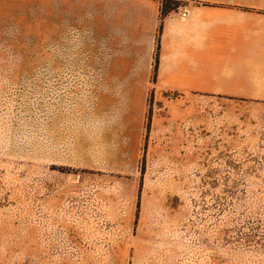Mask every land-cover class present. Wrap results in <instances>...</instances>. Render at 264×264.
Wrapping results in <instances>:
<instances>
[{"label":"rangeland","instance_id":"rangeland-1","mask_svg":"<svg viewBox=\"0 0 264 264\" xmlns=\"http://www.w3.org/2000/svg\"><path fill=\"white\" fill-rule=\"evenodd\" d=\"M18 8L0 6V264H264V98L35 80L45 19ZM248 225L258 242L233 238Z\"/></svg>","mask_w":264,"mask_h":264},{"label":"crops","instance_id":"crops-1","mask_svg":"<svg viewBox=\"0 0 264 264\" xmlns=\"http://www.w3.org/2000/svg\"><path fill=\"white\" fill-rule=\"evenodd\" d=\"M12 1L20 16L45 19V55L33 63L43 73L34 74L35 80L137 82L147 90L158 0ZM185 1L162 22L155 92L264 98V0ZM81 48L91 49L90 60L63 54Z\"/></svg>","mask_w":264,"mask_h":264},{"label":"trees","instance_id":"trees-1","mask_svg":"<svg viewBox=\"0 0 264 264\" xmlns=\"http://www.w3.org/2000/svg\"><path fill=\"white\" fill-rule=\"evenodd\" d=\"M160 5V25L157 31V37H156V49H155V56H154V65H153V78L152 82L154 83L155 79V71L158 65V40L159 36L162 31V22L164 18L172 11H177L180 8H184L187 6L188 2L185 0H158ZM170 3L172 5H170ZM258 226L256 225H248V226H241L238 227L233 235V238H237V240H241L244 242H258L256 240H260L261 237L258 233ZM256 237L258 239H256ZM264 245V243H259Z\"/></svg>","mask_w":264,"mask_h":264}]
</instances>
